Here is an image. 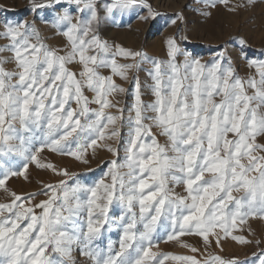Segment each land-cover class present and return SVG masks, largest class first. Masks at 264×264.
I'll list each match as a JSON object with an SVG mask.
<instances>
[{
	"label": "snow or ice",
	"instance_id": "1",
	"mask_svg": "<svg viewBox=\"0 0 264 264\" xmlns=\"http://www.w3.org/2000/svg\"><path fill=\"white\" fill-rule=\"evenodd\" d=\"M205 4L211 9L224 5L232 13L246 7L231 0H205ZM142 9L148 14L140 16ZM30 10L37 15L47 10L52 27L66 38L70 50L59 55L58 49L48 46L35 20L0 21V39L9 41L0 52H11L16 65L8 71L3 67L8 60L0 58V157H23L20 170L9 169L0 176V189L9 192L6 182L12 177L27 179L33 161L62 178L27 197L11 192V203L0 204V264H76L72 253L77 242L92 264H165L169 259L201 264L188 255L158 258L153 251L158 230H170L168 241L197 235L209 246L214 235L218 246L228 238L251 243L233 234L238 222L243 226L249 217L264 219V155L255 154L264 152V144L256 142L264 136V60L247 56L246 40H239L240 55L257 69L258 81L239 76L227 48L209 64L202 63L181 47L189 40L187 34H179L182 30L165 37V60L110 44L103 37L102 26L115 22L117 15L135 13L144 21L155 20L160 13L148 0H30ZM200 15L210 17L212 12ZM178 20L184 22L183 13H176L170 23ZM116 57L132 62L119 64ZM76 62L82 66L79 73L67 67ZM145 64L151 65L143 69L151 83L142 85L139 72ZM103 68L112 75H103ZM131 72L132 89L113 79L127 81ZM248 87L255 89L254 94L247 93ZM85 88L94 93L92 100L84 95ZM145 89L151 102L143 98ZM125 92L133 97L126 121L124 109L109 99ZM92 103L95 109L89 107ZM109 108H117L119 114L106 111ZM149 120L151 124L145 123ZM125 122L126 140L121 132ZM152 127L161 130L166 144L157 141ZM112 139L121 143L105 145L107 151L118 157L122 149L123 162L108 161L107 171L92 185L76 182V174L67 169L39 164V153L46 148L88 164V150L94 151L98 141ZM181 184L186 195L176 194L170 186ZM241 190L243 196L233 195ZM36 195L49 199L26 207L25 202ZM113 224L122 230L119 247L113 248L109 241L105 250L97 242ZM49 245L60 259L46 255ZM254 255L250 262L216 255L203 264H264V251Z\"/></svg>",
	"mask_w": 264,
	"mask_h": 264
},
{
	"label": "rangeland",
	"instance_id": "2",
	"mask_svg": "<svg viewBox=\"0 0 264 264\" xmlns=\"http://www.w3.org/2000/svg\"><path fill=\"white\" fill-rule=\"evenodd\" d=\"M148 2L155 11L160 13L155 20L144 21L139 19L135 13L117 15L115 22L109 20L102 26L101 34L103 37L110 44L121 45L126 49L145 51L150 56L165 60L167 59L165 37L177 34L178 30H182L179 34H187L189 40L186 43L181 42V47L193 52L197 58L201 59L202 63L209 64L219 50L227 48L229 55L233 58L239 76L245 81L249 78L259 80L257 69L249 67L248 60L241 57L239 40L240 38L246 40L247 56L249 58L264 60V0H231L233 4L240 3L246 5V7L240 8L236 13L227 11L224 5H217L214 9L208 8L205 0H148ZM202 11H211L212 15L204 17L200 15ZM176 13H183L184 22L178 20L175 25H172L170 21L175 18ZM147 14L146 9L139 11L140 16ZM4 19L13 21L23 19L29 21L35 20L36 27L48 46L58 49L59 55H65L70 50L66 38L59 35L58 30L52 27L50 13L47 10L39 13V15L32 13L30 10V0H0V21ZM46 20L48 22H45ZM0 30H2V26H0ZM154 39H159L157 45L153 43L152 40ZM8 43V40L0 39V47ZM12 55L11 52H0V58L8 60L3 65L8 71L15 70L16 68L15 63L10 59ZM116 59L119 64L132 62L130 59L122 57H116ZM178 60L182 62L183 57H178ZM67 67L73 72L79 73L82 66L76 62L68 64ZM149 67L151 65L145 64L139 72V79L142 85L151 83L147 72L143 70ZM100 71L105 76L112 75L109 68H103ZM133 75L134 72L129 73L127 81L121 79L119 76H113V79L125 89H132L133 85L131 81ZM13 83H15V80H13ZM246 91L249 95H252L255 89L248 87ZM84 95L89 100H92L94 97V93L87 88L84 89ZM143 98L146 102H151L153 99L151 93L146 89ZM109 99L114 103L118 102V107L124 109L123 115L126 121L129 115V108L133 103V97L130 92L114 93ZM215 99L218 101L219 97H215ZM73 107H76L74 103ZM89 107L95 109L97 105L92 103ZM106 111L113 115L119 114L117 108H109ZM148 115L151 116L153 114L149 113ZM145 123L151 124V121H145ZM117 126H120V122H118ZM121 132L122 138L126 140L128 133L126 122L121 127ZM152 134L160 144L167 143V138L161 134L159 128L152 127ZM229 139H233V134H229ZM256 142L264 144V136L257 137ZM14 143L16 142L14 141ZM120 143V139L98 141V146L94 151L91 148L88 150V164H84L69 155L52 152L47 148L39 153L38 160L39 164H53L59 169H67L70 173H75L74 180L82 185H92L107 171L108 161L118 159L120 162H123L125 153L122 149L117 157L107 151L105 146L112 145L113 147H119ZM255 154L258 156L264 155V152H257ZM0 161H3L5 165V167L0 168V176H2L9 169L20 170L23 164V157L13 154L0 157ZM242 163H247V161L244 160ZM124 171H127V169H124ZM26 175L27 179L24 176H17L10 178L6 182L9 192L0 189V204L11 203L13 199L10 195L11 192H15L22 197H27L30 194L45 191L46 185H54L62 178L51 169L38 166L36 161L29 164ZM105 179L106 182H110L108 178ZM73 182V180H69V184ZM170 186L174 188L176 194L186 195L184 185ZM244 194L243 190L233 192V195L238 198ZM47 199H49L48 195H36L34 200L30 202L26 201L25 206L28 207ZM229 207H231V204ZM115 210L119 213L118 208H115ZM39 211V209H36L37 213ZM112 211L110 209V216H112ZM138 227H142V225H138ZM241 227H243V231H240ZM249 227L251 231H249ZM215 231L221 232L222 235L221 229L217 228ZM169 233L158 230L154 234L153 251L157 253L158 258H162V254L188 255L194 256L203 264L205 260H211L213 256L218 255L225 260L238 258L241 261L250 262L255 259L254 254L264 251V219L259 217H249L247 224L243 226L238 222L236 229L233 230V234L243 235L247 240L251 241L248 244H240L228 238L226 242L218 246L214 242L216 238L214 235L210 236V240L213 242L209 246H205L202 238L197 235H184L177 240L168 241L166 237ZM121 235L122 230L116 224H113L112 228L104 234L102 240L97 243L101 248L106 250L108 242L111 241L113 248H118ZM184 244L194 246L198 251L192 252L191 248L185 247ZM82 247L83 245L79 242L73 246L72 255L76 264H92L87 257L81 254ZM46 255L51 256L54 260L60 259L59 254L52 250L51 245L46 249ZM165 264H180V262L169 259L165 261Z\"/></svg>",
	"mask_w": 264,
	"mask_h": 264
},
{
	"label": "bare ground",
	"instance_id": "3",
	"mask_svg": "<svg viewBox=\"0 0 264 264\" xmlns=\"http://www.w3.org/2000/svg\"><path fill=\"white\" fill-rule=\"evenodd\" d=\"M153 41V43H155L156 45L159 43V39H154V40H152Z\"/></svg>",
	"mask_w": 264,
	"mask_h": 264
}]
</instances>
